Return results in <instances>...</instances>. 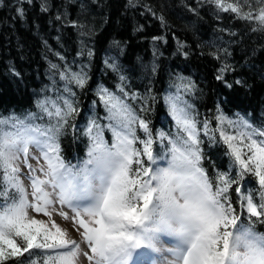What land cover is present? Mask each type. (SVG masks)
<instances>
[{
  "label": "snow or ice",
  "instance_id": "6c2138e0",
  "mask_svg": "<svg viewBox=\"0 0 264 264\" xmlns=\"http://www.w3.org/2000/svg\"><path fill=\"white\" fill-rule=\"evenodd\" d=\"M210 2L264 34V0ZM16 10L24 15L22 7ZM109 67L120 80L119 94L100 86L97 96L114 141L109 144L95 118L90 120L84 134L91 144L79 167L65 163L60 137L66 126L75 127L69 123L79 115L73 86L86 88L83 68L52 64L54 76L64 82L62 88L54 83L56 98L38 99L35 113L0 116V264H264V233L249 222L264 218V125L231 119L219 107L213 118L198 121L193 106L179 95L181 89L192 92L188 81L173 84L177 94L164 98L177 132L154 136L150 118L142 119L126 102L122 68L115 61ZM228 70L226 65L221 73ZM216 78L232 87L223 75ZM142 110L150 111V105ZM201 132L209 146H227L229 171H216L207 159ZM157 139L162 147L154 154ZM30 147L38 154L30 155ZM255 182L256 202L254 193L242 188ZM233 194L246 208L245 219L233 205ZM54 215L70 222L79 239L71 238Z\"/></svg>",
  "mask_w": 264,
  "mask_h": 264
},
{
  "label": "trees",
  "instance_id": "16d2710c",
  "mask_svg": "<svg viewBox=\"0 0 264 264\" xmlns=\"http://www.w3.org/2000/svg\"><path fill=\"white\" fill-rule=\"evenodd\" d=\"M254 27L219 11L210 0H0V116L35 113L38 99H55V88L64 82L54 76L52 64L68 65L72 71L83 68L86 88L73 86L79 115L69 118L75 127L66 126L60 137L65 163L79 167L91 144L84 134L90 120L95 118L111 141L108 113L97 91L103 86L119 94L120 80L109 67L115 61L127 77L126 102L142 119L150 118L154 136L177 132L164 98L177 94L173 84L188 81L194 85L192 92L181 89L179 95L193 106L198 121L213 118L219 107L225 116L243 117L259 127L264 125V34ZM226 65L231 70L221 73ZM145 103L150 111L142 110ZM211 126L218 124L213 120ZM141 132L137 128V135ZM201 139L215 170L229 171L227 146H209L203 132ZM161 147L157 139L154 154ZM207 159L204 166L211 173ZM242 188L254 193V202L259 199L258 182L243 183ZM233 205L242 219L248 216L235 194ZM260 219L264 218L252 217L249 222L264 233Z\"/></svg>",
  "mask_w": 264,
  "mask_h": 264
},
{
  "label": "rangeland",
  "instance_id": "374dc122",
  "mask_svg": "<svg viewBox=\"0 0 264 264\" xmlns=\"http://www.w3.org/2000/svg\"><path fill=\"white\" fill-rule=\"evenodd\" d=\"M109 123H110V121H109ZM88 125H89V123H87V124L85 125V126H86L85 129L88 127ZM94 131H95V130H94ZM228 131H229L230 133H233V134H234V129H228ZM110 136H111V141L107 140V139H106V136H105V137L103 136L104 139H105L109 144H111V143L114 141V137H113V135H112V132H111ZM29 152H30V155H37V154H38V153H37V150H35L34 148H31V147H30V149H29ZM29 162L34 163V161H31V160H30ZM21 168H22L21 179L23 180L25 186H28L29 181H28L27 179H25V177H24V175H23L24 171H26V166H25V165H21ZM64 210H65V211H68V212H69V215H71V211H70L69 209H67V208L65 207ZM30 215H35L36 218H38V219H47V217H44L42 214H35V213H32L31 211H30ZM53 218L56 220V222H57L62 228L67 229V230L69 231V235H70L71 238L79 239L78 234L72 232V230H71V229H72V224H71L70 222L63 220V219L60 218L58 215H54Z\"/></svg>",
  "mask_w": 264,
  "mask_h": 264
}]
</instances>
